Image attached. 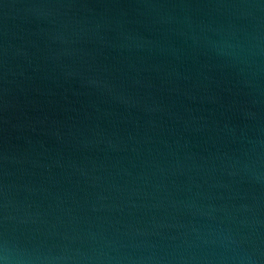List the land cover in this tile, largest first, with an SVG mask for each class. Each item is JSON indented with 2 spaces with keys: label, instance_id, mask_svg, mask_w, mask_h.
<instances>
[{
  "label": "water",
  "instance_id": "95a60500",
  "mask_svg": "<svg viewBox=\"0 0 264 264\" xmlns=\"http://www.w3.org/2000/svg\"><path fill=\"white\" fill-rule=\"evenodd\" d=\"M0 264H264V0H0Z\"/></svg>",
  "mask_w": 264,
  "mask_h": 264
}]
</instances>
